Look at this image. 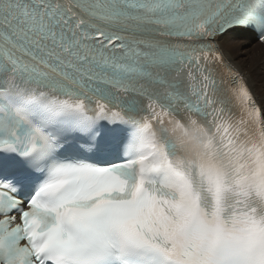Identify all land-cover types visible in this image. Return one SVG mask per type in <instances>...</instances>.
Returning <instances> with one entry per match:
<instances>
[{
    "label": "snow or ice",
    "instance_id": "1",
    "mask_svg": "<svg viewBox=\"0 0 264 264\" xmlns=\"http://www.w3.org/2000/svg\"><path fill=\"white\" fill-rule=\"evenodd\" d=\"M257 61L264 0H0V264H264Z\"/></svg>",
    "mask_w": 264,
    "mask_h": 264
},
{
    "label": "bare ground",
    "instance_id": "2",
    "mask_svg": "<svg viewBox=\"0 0 264 264\" xmlns=\"http://www.w3.org/2000/svg\"><path fill=\"white\" fill-rule=\"evenodd\" d=\"M236 35H234L238 40H239V38H241L242 36H243V38H245L246 39V41L245 40H241V42H243L246 46H250V44L252 43V41L253 42H255L254 41V37L252 36V35H250L249 33H246V32H238V33H235ZM252 51H254L253 49H251ZM255 55L257 56V58L259 57V55H257L256 53H255ZM257 63H258V61H257ZM258 69V68H257ZM263 69V67H260L259 68V70H262ZM244 71L245 72H247L248 71V69L247 68H245L244 69ZM255 71V74H260V72H258L257 70H254ZM254 74V75H255ZM254 78V80L256 81V87H257V93L259 92V87H260V84H259V81H257L256 80V78H255V76L253 77ZM258 79H260V78H258Z\"/></svg>",
    "mask_w": 264,
    "mask_h": 264
},
{
    "label": "rangeland",
    "instance_id": "3",
    "mask_svg": "<svg viewBox=\"0 0 264 264\" xmlns=\"http://www.w3.org/2000/svg\"><path fill=\"white\" fill-rule=\"evenodd\" d=\"M234 35H236L235 33H234ZM241 40H245L246 41V39L245 38H243V36L241 37V38H239V41H241ZM252 44V45H251ZM250 44V46H251V49H253L254 51H252L254 54L256 53L257 55H259V46L257 45V44H255L253 41H252V43ZM261 66L259 65V62L257 63V66L255 67V70H257L258 72H260V74H255L254 76H255V78H256V80L257 81H259L260 82V79H258V78H260L262 75H264V67H263V69L262 70H259V68H260ZM258 68V69H257Z\"/></svg>",
    "mask_w": 264,
    "mask_h": 264
}]
</instances>
